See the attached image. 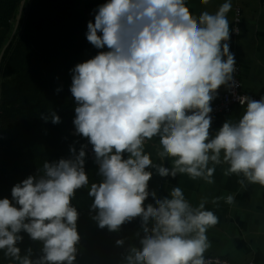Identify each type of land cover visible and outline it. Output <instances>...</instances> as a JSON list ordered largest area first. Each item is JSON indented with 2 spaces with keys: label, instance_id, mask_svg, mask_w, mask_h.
Masks as SVG:
<instances>
[{
  "label": "clouds",
  "instance_id": "9594fccd",
  "mask_svg": "<svg viewBox=\"0 0 264 264\" xmlns=\"http://www.w3.org/2000/svg\"><path fill=\"white\" fill-rule=\"evenodd\" d=\"M211 0H200L208 6ZM225 0L215 13L193 15L186 0H107L87 23V41L100 51L70 70L75 101V134L92 146L98 183L89 186L85 147H70V157L43 163L42 170L11 188L0 199V250L14 264H74L81 237L76 191L88 188L89 214L100 229L119 232L140 220L121 264H211L209 228L218 223L206 210L207 197L196 206L175 186L158 198L149 191L154 169L160 177L186 174L214 184L216 166L238 183L264 187V96H237L246 106L237 122L226 120L214 136L211 102L221 86L234 87L236 60L230 51ZM231 31L239 33L238 28ZM99 33V35H98ZM60 91V89H57ZM40 118L60 123L55 112ZM158 138L155 163L145 146ZM125 156L127 158H125ZM42 172V174H41ZM152 197L154 203L145 205ZM231 205L235 197H214ZM94 213V215H93ZM26 233L41 247L21 254ZM122 247L124 239L115 241Z\"/></svg>",
  "mask_w": 264,
  "mask_h": 264
},
{
  "label": "trees",
  "instance_id": "16d2710c",
  "mask_svg": "<svg viewBox=\"0 0 264 264\" xmlns=\"http://www.w3.org/2000/svg\"><path fill=\"white\" fill-rule=\"evenodd\" d=\"M21 2L0 0V199L10 200L11 188L35 176L45 161L69 158L70 147L80 150L85 138L72 127L76 105L70 92V70L104 49H96L86 38L87 23L94 22L88 14L100 0H83L82 7L77 6L78 0H24L12 34ZM50 112L60 117V123L40 118L41 113ZM84 167L90 188L101 178L87 154ZM87 192L88 188L77 190L72 200L80 214L77 230L81 237L74 264H121L127 248L116 245L122 239L116 232L100 229L91 219L92 198ZM20 234L21 254L31 247L38 255L41 245ZM0 264L14 262L0 250Z\"/></svg>",
  "mask_w": 264,
  "mask_h": 264
},
{
  "label": "crops",
  "instance_id": "0c3cea01",
  "mask_svg": "<svg viewBox=\"0 0 264 264\" xmlns=\"http://www.w3.org/2000/svg\"><path fill=\"white\" fill-rule=\"evenodd\" d=\"M107 0H100V5ZM225 0H211L208 6L201 5L200 0H186L190 12L199 16L202 11L215 13ZM231 10L226 14L231 29L235 9L240 11V21L237 24L239 33L231 40L230 48L235 53L236 65L239 68L241 89L248 94L264 96V0H230ZM83 0H78L77 6L82 7ZM96 7L88 14L94 19ZM99 35V33H98ZM105 47L103 51H107ZM240 73V74H239ZM221 86L218 90H223ZM248 91V92H247ZM246 107L234 106L225 115L216 116L212 120L210 133L212 136L219 130L226 120L237 122L243 115ZM217 119V120H216ZM159 148L158 138L150 141L145 150L152 154L155 163H163L171 167V160L160 161L156 157ZM125 158H127L125 156ZM227 165L216 166L214 184H207L202 179L192 180L186 174H178L175 178L160 177L154 169L149 181V191H154L158 198L167 196L175 186L183 190L188 202L196 206L201 197H207L206 210L213 211L218 217V223L208 229L207 237L211 247L205 256L214 255L227 259L232 264H264V187L258 184H247L242 187L238 180L242 177L236 175L224 176L223 170ZM232 194L234 203L229 205L224 200L219 201V206L211 203L214 197H226ZM154 203L150 196L146 201ZM140 223L137 218V223ZM132 221L122 225L116 232L124 239V247L138 246V238L132 232L140 230V224ZM139 226V227H138ZM128 237H131L128 239Z\"/></svg>",
  "mask_w": 264,
  "mask_h": 264
},
{
  "label": "built area",
  "instance_id": "2783aa9c",
  "mask_svg": "<svg viewBox=\"0 0 264 264\" xmlns=\"http://www.w3.org/2000/svg\"><path fill=\"white\" fill-rule=\"evenodd\" d=\"M239 21H240V11L239 9H235L234 16H233V22H232V26L230 29V40L228 41L229 45H230L231 40L237 35L236 32L231 31V30L234 28H238L237 24L239 23ZM230 51L234 54V58H235L234 51H232L231 48H230ZM238 72H239V68L236 65V72L234 73V87L232 88L225 87L223 90H218L216 98L211 102V107L213 111L210 113V115L213 118L219 115L228 114L234 106L246 107V106H241L239 104L238 100L236 99L237 96L248 95L254 100L260 99L259 96H255V95L243 92V90L241 89V83L238 78ZM72 127L75 131L74 124H72ZM82 145H86L85 152L88 158L95 164L96 167H98V165L95 163V157H94V152L92 150V147L90 144H88V141L86 138L84 139ZM133 221L137 223V218ZM137 224H140V223L138 222ZM205 257L211 262V264H232L227 259L219 257V256L207 255ZM247 264H253V263L248 262Z\"/></svg>",
  "mask_w": 264,
  "mask_h": 264
},
{
  "label": "water",
  "instance_id": "95a60500",
  "mask_svg": "<svg viewBox=\"0 0 264 264\" xmlns=\"http://www.w3.org/2000/svg\"><path fill=\"white\" fill-rule=\"evenodd\" d=\"M23 2H24V0H22V2H21L20 9H19V13H18V15H17L16 23H15L14 30H13L12 34L14 33V31H15L16 28H17L18 21H19V18H20V11H21V8H22V5H23ZM9 40H10V39H9ZM9 40L7 41L6 45L8 44ZM2 53H3V50H2L1 53H0V60H1V57H2Z\"/></svg>",
  "mask_w": 264,
  "mask_h": 264
},
{
  "label": "bare ground",
  "instance_id": "6f19581e",
  "mask_svg": "<svg viewBox=\"0 0 264 264\" xmlns=\"http://www.w3.org/2000/svg\"><path fill=\"white\" fill-rule=\"evenodd\" d=\"M239 74H240V73H239ZM238 76H239V78H240V75H238ZM239 80H240V79H239ZM222 89H223V88H222ZM242 90H244V89H242ZM244 91H245V90H244ZM244 91H243V92H244ZM247 92H248V91H247ZM248 93H250V92H248ZM57 97H59V96H57ZM63 97H64V96H63ZM66 98H67V97H66ZM61 100H62V98L60 99V101H61ZM60 101H59V102H60ZM63 101H64V100H63ZM72 101H74V100H72ZM74 102H75V101H74ZM60 103H61V102H60ZM63 103H64V102H63ZM71 105H72V104H71ZM235 107H236V106H235ZM68 108H69V106H68ZM242 108H243V107H242ZM70 111H71V110H70ZM73 111H74V110H72V112H73ZM73 113H74V112H73ZM227 115H228V114H227ZM216 120H217V119H216ZM23 176H24V175H23ZM24 177H25V176H24ZM24 177H23V178H24ZM21 178H22V177H21ZM25 178H26V177H25Z\"/></svg>",
  "mask_w": 264,
  "mask_h": 264
},
{
  "label": "rangeland",
  "instance_id": "374dc122",
  "mask_svg": "<svg viewBox=\"0 0 264 264\" xmlns=\"http://www.w3.org/2000/svg\"><path fill=\"white\" fill-rule=\"evenodd\" d=\"M220 116V115H219ZM74 130V129H73ZM82 145V144H81ZM98 168V167H97Z\"/></svg>",
  "mask_w": 264,
  "mask_h": 264
}]
</instances>
